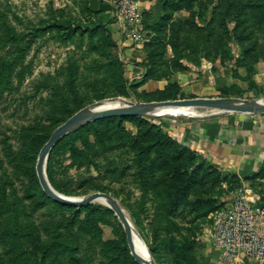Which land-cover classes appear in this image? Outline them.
Here are the masks:
<instances>
[{
    "label": "trees",
    "instance_id": "trees-1",
    "mask_svg": "<svg viewBox=\"0 0 264 264\" xmlns=\"http://www.w3.org/2000/svg\"><path fill=\"white\" fill-rule=\"evenodd\" d=\"M195 1L169 3L166 0L164 4L165 8L167 4L170 9L179 10L184 6L189 8ZM89 3L90 0L83 2L86 15L94 22L90 26H81L71 16L63 19V10L49 7L48 18L39 19L37 24L31 21L30 26L14 16L18 25L26 26L23 32H19L0 14V93L17 90L31 74V63L25 64V59L36 40L46 37L68 45L78 36L82 39L86 37L87 45L93 49L109 51L115 47L111 34L103 36L105 24L99 12L93 11ZM224 14L233 17L236 25L245 21L264 24V0L226 2ZM96 36L97 43L94 42ZM234 37L239 38L236 34ZM220 51L218 47L217 53ZM139 65L146 70L136 87L147 80L161 79L146 61ZM91 70L106 78L104 92L95 98L105 97L107 90H112L111 94H116V91L119 95L123 93V70L117 58L112 57ZM44 78L40 87L48 91L47 110L43 116L48 125L37 122L21 130L22 152L16 154L15 170L29 181V185L22 198L13 202L7 200L5 186L10 181L3 178L4 169L0 160V245L6 246L4 253L8 255L1 257L0 254L1 260L5 261L4 257H7L12 264H140L130 255L122 227L108 208L61 205L50 200L41 190L34 170L38 153L52 132L84 103V95L77 83L78 66L71 56L65 67ZM13 80L17 83L14 88ZM155 94L159 101L176 97V86L170 84ZM153 121L141 117L106 118L68 134L50 151L46 176L50 185L64 195L102 192L115 196V188L118 187L121 191L127 190L125 193L131 197L136 190L139 195L135 205L127 207L136 226L141 225L140 216L146 214V207H150L152 242L149 250L155 263L164 264L162 254H168L176 264H197L194 240L184 235L170 217L180 210L184 216L193 214L192 223L196 218H203L212 212L215 208L212 200L200 195L191 197L210 173L216 175L212 180L214 183L219 178L217 171L221 170L172 139L163 130L161 122ZM125 123L135 126V134L125 129ZM225 175L240 184L234 174L225 173L222 176L224 181ZM247 180L258 182L257 185L261 186L264 165ZM36 213L47 217L38 225L33 219ZM102 225L112 228L114 239L102 238Z\"/></svg>",
    "mask_w": 264,
    "mask_h": 264
},
{
    "label": "rangeland",
    "instance_id": "rangeland-1",
    "mask_svg": "<svg viewBox=\"0 0 264 264\" xmlns=\"http://www.w3.org/2000/svg\"><path fill=\"white\" fill-rule=\"evenodd\" d=\"M84 1L0 0V14H3L4 20L8 21L12 26H15L19 32H23L26 26L18 25V22L14 20V16L22 19L27 26H30L29 23L31 21L32 24H37L39 19L48 18L49 7L53 10H63L65 12L62 17L63 19L71 16L73 18L72 20L78 21L81 26L94 25L93 20H90L85 13ZM168 2H177V0H168ZM226 2L234 3L235 0H197L189 8H185L183 5L184 8L179 10H172L166 4L164 14L161 17L152 24L146 27L143 26L146 35L144 36V42L141 47L146 53L147 64L156 70L157 76H161L160 80L168 82L166 86L170 84L176 86V97L162 101L157 100L158 95L155 94L156 91L162 90L148 92L142 88L144 84L136 87V84L141 79L133 76L132 78L129 77L127 73L128 65L122 54H120L116 43L114 48L106 51L101 48L93 49L94 47L87 45L86 37L82 39L77 36L74 38V42L68 45L59 44L46 37L36 40L25 59V64L31 63V74L26 76L23 82L17 87V90H5L0 93V160L3 163V178H8L10 181V184L5 186L7 200L13 202L15 199L22 198L24 190L29 185V181L19 176L15 170L17 155L22 152L20 148L22 145V128L33 126L37 122L45 126L48 125L43 119L47 110L46 101L48 99V91L40 87V85L45 81V76L48 74L53 75L57 70L65 67L70 56L78 66L77 83L79 84L81 93L84 95V103L77 111L89 107L94 103L109 99L157 103L198 98L182 91L176 76L186 73L190 67L189 64L200 67L202 61L205 65H209L212 62V66H208L207 69L208 76L212 72L219 74V81L217 80V86L214 88L215 92L208 98L238 101H258L264 98V24L255 25L252 21H245L240 25H236L233 17H227L224 14ZM168 13L171 15L167 16ZM104 29L102 32L103 36L106 33L110 34L106 25ZM235 34L239 36L238 39L234 37ZM96 41L97 36L94 42L97 43ZM218 47L221 50L219 53H217ZM1 57L2 52L0 50V59ZM112 57L117 58L122 66L125 89L120 95L117 94L118 91H116V94H111L112 90L110 92L107 90L105 97L95 98L104 92L103 87L106 78L104 79L103 75L95 74L91 69L97 64L107 62ZM135 64L139 65L140 63ZM202 74H205V72L202 71ZM16 86L17 83L13 80L12 87L14 88ZM99 89L101 90L98 91ZM177 112L191 116L209 114V111L206 110L179 109ZM224 114L231 113H222L219 115ZM168 118L151 117L147 119L148 121L153 119V122L158 123ZM124 126L127 131L135 134V126L130 123H125ZM35 165L36 161L34 170ZM70 172L73 173V170ZM217 174H219V178L215 179L214 183H212L216 175L210 173L204 184L197 187L194 191V196L191 197L194 198L200 195L202 198L212 200L215 207L212 212L223 207L229 201L232 192L240 185L226 175V181H224L222 176L225 173L222 170L217 171ZM89 175L87 174V176ZM260 182L261 186L257 185L258 182L251 184L260 194L261 203L264 205V191H262L264 190V187L262 188V184L264 186V180ZM52 189L55 190L53 187ZM56 192L59 193L58 191ZM125 192L127 190L121 191L116 187L114 192L115 196L112 194L108 195L118 202L129 219L134 235L133 244L135 253L146 260L151 259L155 263L149 250L152 242V224L150 223L152 211L150 207H146V214L142 213L140 216L141 225L136 226L131 219L127 206L130 204L135 205L134 203L139 193L134 190V195L129 197ZM94 193L102 192H87L78 195L59 194L66 197L83 198ZM25 203L28 204V202ZM91 205L103 208L108 207L103 201H97ZM212 212L203 218H196L192 223L190 220L193 218V214L184 216L180 210L176 215L170 217L184 235L194 240L196 244L194 254L197 264H220L218 262V253L213 249L207 239V232L211 226L209 215ZM113 217L121 226L114 213ZM43 218L46 219L47 217H43L41 213H36L33 216L36 225L42 222ZM101 229L104 240L115 238L110 226L102 225ZM5 248L6 246L0 245L1 257L8 256L4 253ZM4 259L5 261H2L0 258V264H12L8 261L7 257H4ZM162 259L164 264H176L168 254H162Z\"/></svg>",
    "mask_w": 264,
    "mask_h": 264
},
{
    "label": "crops",
    "instance_id": "crops-1",
    "mask_svg": "<svg viewBox=\"0 0 264 264\" xmlns=\"http://www.w3.org/2000/svg\"><path fill=\"white\" fill-rule=\"evenodd\" d=\"M166 0H140L143 26L146 27L164 14ZM90 8L97 11L117 44L120 54L128 65L130 78H142L146 53L142 44H134L116 21L111 0H90ZM135 62V63H134ZM188 71L176 76L182 91L198 98L213 95L219 81L218 73L208 76V66L189 64ZM202 71L205 74H202ZM198 72H200L198 74ZM142 74V75H141ZM165 80H147L142 88L148 92L163 90ZM264 98L258 100L262 102ZM191 116V115H186ZM163 130L175 141L192 151L197 157L219 168L222 172L234 174L241 184H249L247 178L257 174L264 165V112L255 114H224L203 118H168L159 121ZM253 187V186H252ZM219 262V261H218ZM244 264H257L246 261Z\"/></svg>",
    "mask_w": 264,
    "mask_h": 264
},
{
    "label": "water",
    "instance_id": "water-1",
    "mask_svg": "<svg viewBox=\"0 0 264 264\" xmlns=\"http://www.w3.org/2000/svg\"><path fill=\"white\" fill-rule=\"evenodd\" d=\"M192 109V110H206L209 114H198L197 116H186L180 113L168 112V109ZM246 111L255 113L264 112V103L260 101H238V100H223L212 98H194L184 100L163 101L157 103H140V102H128L119 99H109L107 101H100L93 105L83 108L73 115H71L66 121L59 125L51 134L47 142L40 149L36 165L35 173L38 179V183L42 191L52 201L76 208L86 207L96 203L99 200H106L110 203L107 207L110 209L120 222L124 233L126 244L129 249L130 255L133 259L140 264H155L151 259H144L137 255L134 250L133 233L128 217L125 211L120 207L110 195L104 193H94L83 198L66 197L57 193L52 189L45 173V165L48 155L52 148L69 133L93 123L98 120L106 118H126V117H169V118H203L213 117L222 113H242ZM150 257V256H149ZM264 264V260L263 263Z\"/></svg>",
    "mask_w": 264,
    "mask_h": 264
},
{
    "label": "built area",
    "instance_id": "built-area-1",
    "mask_svg": "<svg viewBox=\"0 0 264 264\" xmlns=\"http://www.w3.org/2000/svg\"><path fill=\"white\" fill-rule=\"evenodd\" d=\"M116 21L134 44L146 35L140 0H111ZM207 232L220 264H262L264 260V205L260 194L249 184H241L229 201L209 215Z\"/></svg>",
    "mask_w": 264,
    "mask_h": 264
},
{
    "label": "bare ground",
    "instance_id": "bare-ground-1",
    "mask_svg": "<svg viewBox=\"0 0 264 264\" xmlns=\"http://www.w3.org/2000/svg\"><path fill=\"white\" fill-rule=\"evenodd\" d=\"M264 103V102H263ZM179 109H184V110H186L185 108H178V109H168L167 111L168 112H171V113H178L177 112V110H179ZM188 110H192V109H188ZM183 113V112H182ZM252 112H249V111H246V113L245 114H251ZM99 201H103L105 204H107L108 206L110 205V203L108 202V201H106V200H99ZM140 251V250H139Z\"/></svg>",
    "mask_w": 264,
    "mask_h": 264
}]
</instances>
